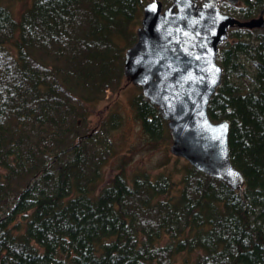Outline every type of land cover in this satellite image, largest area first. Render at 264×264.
<instances>
[{
	"label": "trees",
	"instance_id": "16d2710c",
	"mask_svg": "<svg viewBox=\"0 0 264 264\" xmlns=\"http://www.w3.org/2000/svg\"><path fill=\"white\" fill-rule=\"evenodd\" d=\"M4 1L0 264H188L194 252L190 264H264V29H229L207 109L212 122L229 124L242 190L186 160L129 179V156L104 184L123 120L99 111L92 124V107L126 84L125 51L152 0H32L19 18ZM220 10L247 21L264 17V0ZM136 89L131 106L143 131L171 143L167 121Z\"/></svg>",
	"mask_w": 264,
	"mask_h": 264
},
{
	"label": "water",
	"instance_id": "95a60500",
	"mask_svg": "<svg viewBox=\"0 0 264 264\" xmlns=\"http://www.w3.org/2000/svg\"><path fill=\"white\" fill-rule=\"evenodd\" d=\"M222 2L238 0H171L165 8L160 0L147 3L123 73L167 121L170 152L240 191L245 180L229 159V124L212 122L207 109L222 80L219 45L235 26L264 29V17L238 20L221 12Z\"/></svg>",
	"mask_w": 264,
	"mask_h": 264
},
{
	"label": "rangeland",
	"instance_id": "374dc122",
	"mask_svg": "<svg viewBox=\"0 0 264 264\" xmlns=\"http://www.w3.org/2000/svg\"><path fill=\"white\" fill-rule=\"evenodd\" d=\"M31 1L5 0L4 5L9 7L14 15L19 18L22 12L31 5ZM125 83L120 92L114 95L111 100L99 102L92 107L93 112L90 117L92 124L97 121L99 111H103L104 114L118 113L123 120L121 127L112 133L115 153L104 169V184L111 181L118 171L122 160L127 156L129 158L125 168L129 179L139 171H147L155 176L159 173L167 172L171 168L176 170V167L180 168V164L185 160L182 157H176L170 152L171 143L167 141L152 143L150 141L140 122L136 119L131 106L132 98L138 94L137 86L130 83L128 79H126ZM247 84L248 82H244V85ZM177 158H179V161ZM163 164L166 165L162 166ZM174 178L179 180L178 174H175ZM197 254V252H194L186 256L189 258L188 264L196 258ZM184 257L185 255H182V258ZM180 261L181 259L178 260L177 264H180Z\"/></svg>",
	"mask_w": 264,
	"mask_h": 264
}]
</instances>
